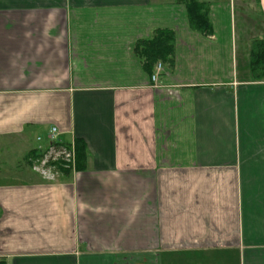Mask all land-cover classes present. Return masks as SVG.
Instances as JSON below:
<instances>
[{"label": "crops", "instance_id": "1", "mask_svg": "<svg viewBox=\"0 0 264 264\" xmlns=\"http://www.w3.org/2000/svg\"><path fill=\"white\" fill-rule=\"evenodd\" d=\"M204 2L200 32L180 0H0V264H264V26L240 21L239 69L235 1Z\"/></svg>", "mask_w": 264, "mask_h": 264}, {"label": "trees", "instance_id": "2", "mask_svg": "<svg viewBox=\"0 0 264 264\" xmlns=\"http://www.w3.org/2000/svg\"><path fill=\"white\" fill-rule=\"evenodd\" d=\"M185 7L190 22H197L198 25L208 22L205 3L189 0ZM171 37V32L158 30L151 39L137 43L135 50L141 58L144 67L150 69L153 62L157 61V59L166 63L171 62L173 51ZM249 70L253 79L264 80V39L256 40L252 43L249 54ZM82 150L83 146L81 145H77L75 148L76 153H80Z\"/></svg>", "mask_w": 264, "mask_h": 264}, {"label": "rangeland", "instance_id": "3", "mask_svg": "<svg viewBox=\"0 0 264 264\" xmlns=\"http://www.w3.org/2000/svg\"><path fill=\"white\" fill-rule=\"evenodd\" d=\"M183 4H187L189 0H180ZM197 3H205L204 0H195ZM229 0H211L210 3V7L212 8V12L215 15V17H217V21H225L228 20V10L225 9V6L228 4ZM235 1V9L233 12V20L235 23V32L237 34V41H236V48H238V57H237V63H239V69H240V56L242 54L241 49H242V44L240 43V38H239V33H240V21L242 19L245 20L244 23H246V26L248 27H253L256 22L257 19H259L260 24L264 26V15L260 12L259 14H246L243 13L239 7V2L240 0H234ZM205 24V23H204ZM204 24H199L197 22H190V25L195 29V30H199L200 32L205 31L204 30ZM248 24V25H247ZM156 34V32H154L149 39H151L152 37H154ZM148 39V40H149ZM171 42H172V46L174 50V40H173V36L171 37ZM174 56H173V51L171 54V62L173 61ZM164 64L166 62H163L162 60H158L153 62V64ZM48 165L49 166H54L57 165V167H60L62 169H68V166L70 165V163L63 161V160H56V161H48Z\"/></svg>", "mask_w": 264, "mask_h": 264}, {"label": "built area", "instance_id": "4", "mask_svg": "<svg viewBox=\"0 0 264 264\" xmlns=\"http://www.w3.org/2000/svg\"><path fill=\"white\" fill-rule=\"evenodd\" d=\"M161 70V64L158 63L155 68V72L152 74L151 79L155 81ZM57 130L52 128L50 134L48 135L49 150L44 158L43 165L48 164V161L63 160L68 163H72L74 160V147L67 148L64 146L57 145Z\"/></svg>", "mask_w": 264, "mask_h": 264}]
</instances>
